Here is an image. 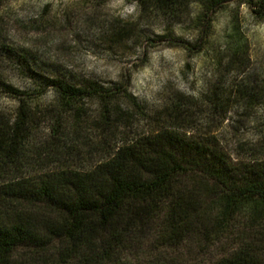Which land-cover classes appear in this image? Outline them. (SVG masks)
Returning a JSON list of instances; mask_svg holds the SVG:
<instances>
[{
	"label": "rangeland",
	"instance_id": "374dc122",
	"mask_svg": "<svg viewBox=\"0 0 264 264\" xmlns=\"http://www.w3.org/2000/svg\"><path fill=\"white\" fill-rule=\"evenodd\" d=\"M216 1L180 0L168 11L154 0H0V132L26 113L14 162L0 153V185L90 172L171 123L195 142L215 138L233 165L264 163V20L248 0ZM57 83L92 89L69 108ZM156 242L151 234L129 260L215 264L232 245Z\"/></svg>",
	"mask_w": 264,
	"mask_h": 264
},
{
	"label": "trees",
	"instance_id": "16d2710c",
	"mask_svg": "<svg viewBox=\"0 0 264 264\" xmlns=\"http://www.w3.org/2000/svg\"><path fill=\"white\" fill-rule=\"evenodd\" d=\"M246 2L264 20V0ZM178 3L154 0L168 11ZM55 87L69 108L92 89ZM104 93L106 99L112 90ZM181 105L178 98L171 108L180 114ZM21 115L14 129L0 132L6 165L23 141ZM114 150L90 172L41 173L0 185V264H134L130 255L137 257L151 234L156 250L195 237L211 245L226 240L230 250L215 264H264L263 162L233 165L215 138L195 142L172 123Z\"/></svg>",
	"mask_w": 264,
	"mask_h": 264
}]
</instances>
